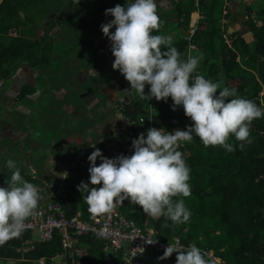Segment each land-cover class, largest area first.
Segmentation results:
<instances>
[{"label":"trees","instance_id":"trees-1","mask_svg":"<svg viewBox=\"0 0 264 264\" xmlns=\"http://www.w3.org/2000/svg\"><path fill=\"white\" fill-rule=\"evenodd\" d=\"M169 1L172 9L165 16H159L162 24L153 34L170 36L171 32L174 35V31L178 32L181 37L175 41L173 35L171 39L182 57H201L195 74L221 81L222 87L235 89L239 96L258 106L262 101L264 107V97H259L264 85V0H252L248 4H241L239 0L240 8L234 0H198L197 6L194 0L182 5L180 0ZM64 4H69L75 12L67 10V13ZM117 4L123 7L126 0H79L78 3L75 0H0V90L6 84L10 86L11 77L22 64L34 68L48 63L51 68L52 60L60 63L69 59L70 53L76 55L87 41V30L95 26L106 9ZM191 14L198 15L192 34L189 33ZM233 23L238 28L244 27L251 37L245 40V31L241 29L231 32ZM20 27L23 35L12 36L10 30ZM39 27L44 28L45 36L51 34V37L36 39L33 30ZM26 32L31 33L28 38H24ZM63 34L66 39L57 40ZM34 89L22 87L17 96L22 101ZM129 102L124 107L128 119H143L136 138L152 127L170 133L185 130L191 123L182 108L172 110L171 98L167 102L155 98L147 101L135 94ZM1 127L0 123V130ZM250 137L252 143L243 150L236 148L237 142L230 138L228 142L235 148L232 152L220 146L205 148L198 138L179 147L190 168L191 195L181 197L191 212L188 222L174 225L164 217L153 218L126 200L119 204L118 211L142 230H152L159 241L178 238L182 245L194 244L204 254L207 264H215L212 258L218 259L219 264H264V117L252 121ZM13 155L12 148L0 146V162ZM70 198L68 195L69 201L63 209L68 208ZM81 212L88 220L85 203ZM66 213L68 217L75 214L74 210ZM75 241L77 247L85 248L86 254L69 257L66 253V264H123L122 255L103 252L104 244L94 234L78 236ZM29 246L32 248L26 252L17 251ZM63 252L57 235L50 241H39L35 234L21 232L19 237L0 246V262L38 264L37 260L44 259V264H53L51 259ZM209 253L212 258L208 257ZM162 255L163 252H148L137 256L133 264H176V253L166 260H158Z\"/></svg>","mask_w":264,"mask_h":264},{"label":"clouds","instance_id":"clouds-1","mask_svg":"<svg viewBox=\"0 0 264 264\" xmlns=\"http://www.w3.org/2000/svg\"><path fill=\"white\" fill-rule=\"evenodd\" d=\"M105 15L113 18L101 25L111 42L112 68L130 86L123 92L114 91L112 101L124 102L132 91L141 100L167 102L171 98L172 110L182 108L191 123L185 130L171 133L149 128L132 140L130 156L107 158L96 148L87 157L88 182H81L77 190L92 217L109 213L115 204L128 200L153 218L164 217L174 225L186 223L191 212L181 197L191 195L190 168L179 147L198 138L205 148L220 146L232 152L235 148L228 142L232 138L235 147L243 150L252 143L251 123L264 117V108L239 96L235 89L222 87L221 81L195 74L201 57L183 58L170 36L153 34L162 24L155 0H126L123 7L117 4L106 9ZM113 27L115 31L110 32ZM5 168L10 176L6 187H0V246L21 235L40 199L36 186L23 178L16 161L8 159ZM173 253L176 264H207L194 244L181 248L169 243L158 260Z\"/></svg>","mask_w":264,"mask_h":264},{"label":"crops","instance_id":"crops-1","mask_svg":"<svg viewBox=\"0 0 264 264\" xmlns=\"http://www.w3.org/2000/svg\"><path fill=\"white\" fill-rule=\"evenodd\" d=\"M34 81V76L29 78V82L33 86ZM125 88L129 87L126 85ZM60 89L64 90L63 86H58L53 90V96L54 98L57 97V100L54 104L50 102L52 106H48V110L44 113L45 115L48 114L49 118L45 120V115L42 118L40 117L41 123L48 127L46 134L49 127L57 128V137L53 142L47 136L46 138L42 136V140L38 141L39 143L30 141L29 144H26L31 130H27L26 127L29 123L26 124V121H28L31 112L24 108L25 105L23 106L22 102L19 103L18 96L15 95L17 97L11 99L14 101V108L8 111L10 114L9 120H1L0 113V123L2 124L0 146L7 149L11 148L13 143H19V145H16V153L13 157H8L7 160L16 161L23 178L36 186L40 196L38 207H40V204L50 202V196L54 189H63L71 196L70 204L67 209H63L64 212L74 210V216L83 217L81 210L84 201L81 193L77 190V186L81 182H88L89 162L87 157L96 148L100 149L104 157H107L111 152L125 145L127 140L126 131L129 129V125L123 105H120L118 101H112V93L118 90L112 80L98 90L103 94L102 98L108 101L106 104L107 109L102 107L95 109L98 105L96 90L94 92L83 88L78 92V96L71 93L70 99H66L64 97L65 93L59 91ZM37 93V90H34L32 96L27 95V97L34 101L38 98ZM131 97L132 95L127 94L125 101L127 99L130 101ZM74 99L78 103H71ZM33 101L29 100L30 105L26 101V107L29 105L28 108L30 109L35 104ZM57 104L62 107L60 110H57ZM13 109L19 117H14ZM81 109L82 111H80ZM86 110L89 113L87 118L83 116ZM22 119L25 120V123ZM83 119L84 121L87 119L89 124L84 123ZM22 144L24 147L26 146V152L20 153L19 149ZM99 163L100 161L97 159L96 164ZM2 167L4 169L5 165L3 164ZM2 175H7L6 168ZM38 262L45 263V260L39 259Z\"/></svg>","mask_w":264,"mask_h":264},{"label":"rangeland","instance_id":"rangeland-1","mask_svg":"<svg viewBox=\"0 0 264 264\" xmlns=\"http://www.w3.org/2000/svg\"><path fill=\"white\" fill-rule=\"evenodd\" d=\"M177 1H179V0H173L174 3H176ZM180 1H181V5L188 2L187 0H180ZM238 1L239 0H234V3H235L236 7L240 8V4H238ZM240 1H241V4H243V3L244 4H248V3H251L252 0H240ZM194 2H195V6H197L198 0H194ZM160 4H161L162 10L159 9L158 7H156L157 14H163L162 16H165V14H168V12L172 9V5L168 4V3H165V2H162V1H161ZM64 6H67L66 8H64L65 11L73 10L75 12V9H70L69 4L68 5L64 4ZM67 13H68V11H67ZM197 20H198V15L191 14L190 23H189V28H190L189 33L190 34L193 33V31H194L193 27H194L195 23L197 22ZM65 21H66V23L69 22L68 19H66ZM65 21H64V23H65ZM42 24L44 26L45 21H43ZM233 26H234V28H230L231 32H233L235 29L239 30V31H240V29H241V31H245L244 27L243 28H240V27L238 28L235 23H233ZM54 28H56V27H54ZM54 28L52 29V31L54 30ZM20 30H22L21 27L20 28H16L15 30L11 29L10 33H11L12 36L16 35V36H20L21 37L23 35V33ZM52 31H50L49 34L52 33ZM33 32L35 33L36 39H39V38H42V37L45 36L44 35V28H40V27L36 28V29L33 30ZM174 32H175V35H174L173 39L175 38V41H176L181 36H180V34H178V32H176V31H174ZM244 33H245L243 35L244 39L248 40L251 37V34L248 33L247 31H245ZM30 35H31L30 32L29 33L26 32L24 38H28ZM50 35L49 36H45V37H51ZM52 35H53V33H52ZM63 36H64V34L59 36L57 38V40L60 41V40L66 39ZM89 36H90V40L91 41H95L97 43L98 40L96 41V39H95L96 37L93 34H90ZM171 37H172V35H171ZM33 40H35V39H33ZM34 44L36 45V40H35ZM84 44H85L84 47H86V45H89L90 43L89 42H85ZM96 51L97 52H101V49L98 48V46H97L96 47ZM88 52H89V54H85V53H88ZM92 52L93 51L89 47V49H84L82 53H76L75 57L72 58L73 60L72 59H66V60L60 61V63H58V62L54 63L55 60H52L54 66L50 69V71H54V70L57 71V76H55V77L51 76L50 74L49 75H45L44 77H39L41 75V71L42 70H43L42 74L47 72L48 66H49L48 64L36 65L34 67V68L38 69L39 73L35 74V76H34V78H35L34 86H31L30 90L35 88L34 90H37V92H38L37 93L38 98H36L34 101H33V99L30 98L34 92L32 94H28V96H30V97L26 96V99H23L22 101H21V99L18 96L19 103L22 102L21 104L23 106L25 105L24 108H26L28 111L31 112L30 117H29V119H28V121L26 123V124L29 123V125L26 127L25 124H23L27 128V130L31 129L29 131L30 134H29V138L26 141V144H29L30 141H34V142L36 141V143H39L38 141L42 140L41 139L42 136H45L43 138H46V136H47V138L49 140H51V142L54 141L55 137H57V135H56L57 134V131H56L57 128L56 127H54V128L49 127V130L47 131V134H46V129H48V127L44 126L45 124L40 123L41 122L40 121V117L42 118L43 115H45L44 114L45 111L48 110L47 107L48 106H52L50 102H53V104H54L55 101L57 100V97L54 98V96H53V90H55L56 87H58V86H63L64 90L60 89L59 91H61V92L63 91L65 93L64 97H66V99H70V96H71L70 90L72 91V88L75 87V86L79 87V85L83 81V78L87 74H89V71L92 74L87 75L85 81L89 82L88 86L91 88V90H93L94 92L97 91L96 95H97V99H98V102H97L98 105L96 106L95 109H99L100 107H102L104 109H107L106 108V104H107L108 101L105 98H102L103 94L98 92V90H100V87H103L106 84V82L111 81V77H110V75H108V73L105 74V75L101 74L102 70L104 71L105 69H107V62L102 57V55H100V53L92 54ZM72 54H74V53H70L69 55H72ZM107 56L110 57V54H107ZM74 60H76V62ZM109 68H111L110 65L108 66V69ZM98 69H101L98 75L95 74L92 71V70H98ZM18 71H19V69L17 70V72ZM78 73H81L80 77H78ZM106 77H108L110 79H106ZM27 80L28 81L26 83L20 84L17 87L19 92H21L22 87H25V85L30 86L29 78H27ZM11 81H12V83L10 84V86L12 87L13 84H16V81L13 80V79ZM7 86H8V84L4 85L3 88L0 90V113L5 115L6 120H9L10 114L8 113V111H10L11 108H14V101H12L11 99L13 97L16 98V96H12L15 86L12 88V90H10V86H8V87ZM127 86L130 87L129 84ZM2 90H4V92L1 94ZM262 92H264V85L262 86L261 92L259 93V97L263 98L264 96H260V94ZM129 94L132 95V96H135L136 93L134 91H132ZM1 95L3 97H1ZM136 96H137V94H136ZM27 98H29V99H27ZM28 100H32L33 103H35L30 109L28 108L30 103H29V105H27L28 107H26V104H25L26 101H28ZM71 103H76V99H74ZM127 104L128 103L123 105V109H124L125 106L129 105V104L128 105ZM58 105L59 104H57V110H60L62 107H59ZM259 106L264 108L262 106V101L260 102ZM80 111H82V109ZM12 112H13V114H15L14 117H19V115L16 114V112L14 111V109L12 110ZM84 112H87V110L84 111ZM125 117L127 118L126 115H125ZM47 118H49L48 114L45 115V120H47ZM139 119H142V118H139ZM1 120H3L2 117H1ZM22 120H23V123H25V120L24 119H22ZM83 122L87 123V119H85V121L83 119ZM137 122H138V120H137ZM87 124H89V123H87ZM142 124H143V122L141 123L139 129H142V127H143ZM152 128H154V127H152ZM139 132L140 131H138L137 134ZM171 132H173V131H171ZM16 145H19V143L18 144L13 143L11 145V148L12 149L14 148L13 149V154H15L16 151H17V146ZM22 147L24 149H21ZM21 148L19 149L20 153L26 152V146L24 147L23 144H22ZM1 160H2V158H1ZM6 161L3 160V162L2 161L0 162V170H3V172H4L5 168L3 169L2 165L3 164L5 165ZM3 172L0 173V178H2V179H0V187H5V185H6L5 181L10 176V173L8 172V170H7V175H5V176L2 175ZM35 237H36V235H35ZM176 239H178V238H173L171 240L174 241ZM183 246H184V248L187 247L185 245H183ZM178 247L183 248L182 245H179ZM208 257L212 258L211 253L208 254ZM212 260H213V262L215 264H219L220 263V261L218 259L212 258ZM0 264H18V263H16V262L12 263V262H9V261H5V262H0Z\"/></svg>","mask_w":264,"mask_h":264},{"label":"built area","instance_id":"built-area-1","mask_svg":"<svg viewBox=\"0 0 264 264\" xmlns=\"http://www.w3.org/2000/svg\"><path fill=\"white\" fill-rule=\"evenodd\" d=\"M264 96V92L260 94ZM142 123L143 120L139 119ZM135 138H131L130 143L121 147L111 153L108 158H115L119 155L130 156L132 154L131 142ZM264 158V157H263ZM67 199V194L63 189H54L50 202L46 207H38L33 215H36L41 224L37 227L42 235H45L44 225L60 231L63 235H66L68 228H74L75 232L81 234L83 232H89L94 234L104 244L103 247H108L109 244L115 241H123L127 237V231L136 226L133 221L125 218L118 211L119 204H115L109 213L101 214L93 219L88 220L84 225H81L75 217H68L63 210L64 201ZM43 224V225H42ZM137 227V226H136ZM24 228H31V224L25 221ZM103 235H98V233ZM163 241H159L154 245L155 248H160ZM178 247V245H176ZM78 257H83L82 253L77 250L73 251ZM162 252V251H156Z\"/></svg>","mask_w":264,"mask_h":264},{"label":"bare ground","instance_id":"bare-ground-1","mask_svg":"<svg viewBox=\"0 0 264 264\" xmlns=\"http://www.w3.org/2000/svg\"><path fill=\"white\" fill-rule=\"evenodd\" d=\"M137 120L131 121L127 119L129 129L126 131L127 140H126L125 145L130 143L131 138L136 139L135 133L137 134V132L139 131V127L141 125V123L139 122V119ZM120 148H118L117 150H119ZM111 153L107 156V158L111 155ZM67 199H68V194H67ZM67 199L65 201H67ZM48 202H46L45 204H40V206L46 207L48 205ZM63 208H64V204H63ZM88 216H89L88 220L93 219V217L90 214ZM71 217H75L76 220L81 225H84L88 221L86 218H83L82 216H71ZM26 222L31 224V228H24L22 232H30L32 234H35L39 241H50L54 235H57L60 238L61 247L65 252L61 253L60 255H57V257H54L52 262L54 261V259L58 258L60 263L66 264V262L64 261V255L67 253L69 257H72V255L77 256L73 252L74 250H77L79 253H82L83 256L86 254L84 247H77L75 245L76 243L75 240H76V237L78 236L90 235L89 232H83L81 234H78L75 232L74 228H68L67 234L63 235L60 231L50 227L49 225H44L45 235H42L37 228L41 224V222L36 215H32L31 217H29L26 220ZM126 235L127 237L125 238V240L115 241L114 243L109 244L108 247L102 248L104 253H111L113 256L122 255L123 264H133L137 256L143 255L148 252H155V253H161V252H156V251L164 252L165 247H167L169 243L175 246L182 245L180 241L176 239L174 241L171 240L169 242H163L160 248H155L154 245L158 243L159 240L153 236L152 230L150 229L142 230L141 228L136 227V226L129 229ZM31 248L32 247L29 246L26 248H20L17 251L26 252L28 249H31ZM38 264H44V263L38 262Z\"/></svg>","mask_w":264,"mask_h":264},{"label":"flooded vegetation","instance_id":"flooded-vegetation-1","mask_svg":"<svg viewBox=\"0 0 264 264\" xmlns=\"http://www.w3.org/2000/svg\"><path fill=\"white\" fill-rule=\"evenodd\" d=\"M161 1L170 4V1L169 0H155L156 7H158L161 10H162L161 4H160ZM158 16H161V14H158ZM111 19H113V18L112 17H109V16H106L105 15V12L101 15V19L98 22L95 23V26L94 27H91V29L87 30V35H86L87 41L86 42H89L90 44L89 45H86V47L81 48L78 53H82L84 49H89V47L93 51L92 54L100 53V55H102V57L107 62V69H105L104 71L102 70V73L101 74L102 75H105V74L108 73V75H110V77H111L112 82L117 86L118 90L119 91H123V90L126 89L125 87H126V85H128V82L123 78V76L117 70H113L112 63H113L114 57L112 56L111 51H110L111 42L103 35V33L101 31V25L108 23ZM114 31H115V28L114 27H113V29H110V32H114ZM90 34H93L96 37L95 38L96 41L98 40L97 43L95 41H91L90 40V36H89ZM169 35L171 37V35L173 36L174 33L171 32ZM52 40H55V39L52 38ZM97 46H98V48L101 49V52H97L96 51V47ZM32 49H34V48H32ZM89 52L88 53H85V54H89ZM32 53H33V51H31V54ZM107 54H110V57H108ZM74 57H75V55L72 54L69 59H72ZM74 61L76 62V60H74ZM46 64H48V63H46ZM109 65L111 66V68L108 69V66ZM51 68L48 67V70H47V72H45V74H42V71H43L42 70L41 71V75L39 77H44L45 75H49L50 74L49 72L52 73V74H50L51 76H53V77L57 76V71L56 70L50 71ZM18 69H19V71L18 72L15 71V73L11 77V80L13 79V80L16 81V84H13L12 87L10 86V90H12V88L15 86V88L13 90L12 96H15L18 93H20L17 87L20 84L26 83L28 81L27 78L33 77V76H35V74L39 73L38 69H36V68H30V67H28V64H22V65H20V67ZM100 70L101 69L92 70V71L95 74L98 75L99 72H100ZM89 74H92V73L89 71ZM89 74H87V75H89ZM80 75H81V73H78V77H80ZM87 75L83 78V81L81 82V84L79 85V87L75 86V87L72 88L71 93L73 95L78 96V92L81 89H83V88L85 90L93 91L88 86L89 85L88 84L89 82L88 81H85ZM106 79H110V78L106 77ZM108 82H106V83H108ZM31 86H33V85L32 84H30V86L25 85V87H28V88H30ZM76 103H78V102H76ZM126 103H129V101L128 100L127 101L124 100V102H119L120 105H124Z\"/></svg>","mask_w":264,"mask_h":264},{"label":"water","instance_id":"water-1","mask_svg":"<svg viewBox=\"0 0 264 264\" xmlns=\"http://www.w3.org/2000/svg\"><path fill=\"white\" fill-rule=\"evenodd\" d=\"M88 114H89V113L85 112V114H84L83 116L86 118V117H88ZM53 263H54V264H65V263H60V261H59L58 258L54 259Z\"/></svg>","mask_w":264,"mask_h":264}]
</instances>
